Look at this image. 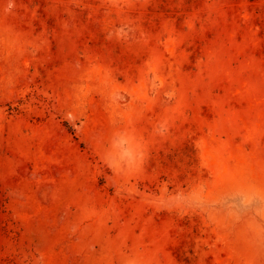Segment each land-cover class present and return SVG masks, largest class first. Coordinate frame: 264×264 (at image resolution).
Listing matches in <instances>:
<instances>
[{"label": "rangeland", "instance_id": "374dc122", "mask_svg": "<svg viewBox=\"0 0 264 264\" xmlns=\"http://www.w3.org/2000/svg\"><path fill=\"white\" fill-rule=\"evenodd\" d=\"M0 264H264V0H0Z\"/></svg>", "mask_w": 264, "mask_h": 264}]
</instances>
